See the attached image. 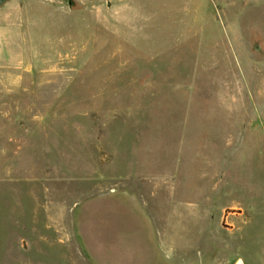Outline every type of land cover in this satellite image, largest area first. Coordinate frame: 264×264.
Listing matches in <instances>:
<instances>
[{
  "label": "rangeland",
  "instance_id": "1",
  "mask_svg": "<svg viewBox=\"0 0 264 264\" xmlns=\"http://www.w3.org/2000/svg\"><path fill=\"white\" fill-rule=\"evenodd\" d=\"M259 120L264 0H6L0 264H264Z\"/></svg>",
  "mask_w": 264,
  "mask_h": 264
},
{
  "label": "crops",
  "instance_id": "2",
  "mask_svg": "<svg viewBox=\"0 0 264 264\" xmlns=\"http://www.w3.org/2000/svg\"><path fill=\"white\" fill-rule=\"evenodd\" d=\"M214 139L216 141H218V138L216 136H214ZM227 141L229 142V145L224 149V151L228 157V159H227L228 173H231L232 171H234V173H235L234 167H235L237 158L240 156L239 154L243 149L244 150L246 148H247V150L250 149L251 152L248 155L251 158H252L251 153H253L254 159L264 158V153L262 152L261 147H260L261 142H263V144H264V120L263 121L259 120V121H257V124H255L253 126L246 127L245 134L240 133L239 135L238 134L236 135V132H235L232 135H229L227 137ZM246 142L249 144V146H245ZM252 144H253V146H252ZM232 160H233V163H232ZM257 173L259 174V172H257ZM262 173L264 176V163H263V167L261 168L260 175L258 177H256L255 179L261 181V179H262L261 174ZM170 179H171V176H170ZM164 181H167V180L164 178ZM260 181H259V183H260ZM139 192L140 193H139L138 197L142 198V202H143V198H144L143 196L144 195H142L143 194L142 191H139ZM169 199H171L173 202L172 190L170 191ZM185 200L186 199H184V201ZM141 209H143V208H141ZM135 213L136 212L133 211V214H135ZM134 218L136 220L138 219L136 217H134Z\"/></svg>",
  "mask_w": 264,
  "mask_h": 264
},
{
  "label": "water",
  "instance_id": "3",
  "mask_svg": "<svg viewBox=\"0 0 264 264\" xmlns=\"http://www.w3.org/2000/svg\"><path fill=\"white\" fill-rule=\"evenodd\" d=\"M6 0H0V5L4 4ZM70 6H72V0H68ZM234 264H247L242 258H238Z\"/></svg>",
  "mask_w": 264,
  "mask_h": 264
}]
</instances>
